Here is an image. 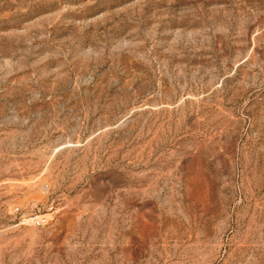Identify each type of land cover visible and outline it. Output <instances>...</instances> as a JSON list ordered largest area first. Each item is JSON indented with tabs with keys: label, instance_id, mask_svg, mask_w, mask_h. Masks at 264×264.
I'll list each match as a JSON object with an SVG mask.
<instances>
[{
	"label": "rangeland",
	"instance_id": "1",
	"mask_svg": "<svg viewBox=\"0 0 264 264\" xmlns=\"http://www.w3.org/2000/svg\"><path fill=\"white\" fill-rule=\"evenodd\" d=\"M0 264H264V0H0Z\"/></svg>",
	"mask_w": 264,
	"mask_h": 264
}]
</instances>
